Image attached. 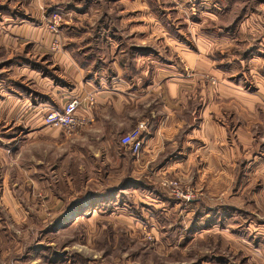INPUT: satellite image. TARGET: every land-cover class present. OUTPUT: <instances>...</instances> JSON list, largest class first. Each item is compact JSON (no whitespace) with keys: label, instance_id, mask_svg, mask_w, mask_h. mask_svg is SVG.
<instances>
[{"label":"rangeland","instance_id":"obj_1","mask_svg":"<svg viewBox=\"0 0 264 264\" xmlns=\"http://www.w3.org/2000/svg\"><path fill=\"white\" fill-rule=\"evenodd\" d=\"M185 19L199 22L205 32L264 35V0H0V37L32 39H22L17 47L0 41V68L12 69L3 70L0 77L19 78L13 60L17 57L21 61L27 57L29 65L42 74L51 73L50 54L67 50L108 62L109 39L123 49L126 64L133 65L130 60L136 51L160 62L169 43L164 42V35H186L188 44H193L192 35L185 33ZM39 41H43L44 53L35 56ZM261 42L257 38L253 45L255 50L262 48V53ZM17 50L22 56H14ZM171 57L176 58L175 54ZM262 59L255 69L264 72ZM202 77L212 84L214 77L205 73ZM248 80L252 82L250 75ZM246 85V91L256 89ZM200 107L201 103H194L184 113L192 123L198 118V125L200 111H194ZM258 112L261 120L250 127L251 144H239L244 152L236 153L233 182L218 186L211 183L213 169L201 158L202 140L198 139V185L194 175L159 169L158 159L154 169L144 174L154 176L151 182L143 179L135 187L130 152L123 154V163L113 157L107 160L99 150L98 135L83 138L78 136L83 127L70 133L49 126L56 131L59 141H53L57 144H50L46 137H40L35 147L27 143V163L38 160L45 166L28 168V183L21 190L18 164L10 169L18 200L5 205L11 210L8 217L0 200V220L3 217L9 231L3 230L4 236L0 232V264H264V104ZM221 122L228 125L229 142L238 146L239 118L230 115ZM23 123L17 115L6 123L0 121V147L9 150L6 156L13 162L20 159ZM188 129L189 125L183 132ZM176 140L181 145L183 134ZM108 143H118V139L108 137ZM38 173L45 179L52 174L55 192L68 198L53 212L50 208L58 204L36 186ZM120 175L122 182H114L113 177ZM175 186L182 197L174 193ZM19 207L26 209L25 217L19 218ZM73 210L66 218L65 213ZM193 219L197 233L185 229L194 224Z\"/></svg>","mask_w":264,"mask_h":264},{"label":"crops","instance_id":"obj_2","mask_svg":"<svg viewBox=\"0 0 264 264\" xmlns=\"http://www.w3.org/2000/svg\"><path fill=\"white\" fill-rule=\"evenodd\" d=\"M186 21L188 28L185 33L192 35L193 44H188L186 35L180 34L178 38L164 35V42L169 43L164 53L166 58L163 56L164 60L160 62L156 61V57L139 55L136 51L130 60L133 65L126 64L121 54L123 49L117 47L112 39H109L112 42L109 43L108 62L100 58L77 56L69 50L61 51L50 54L54 69H49L51 73L42 74V70H34V66L29 65L27 57L22 58L23 61L20 57H17V61L13 59L19 78L12 81L9 74L0 77V121L6 123L14 115L23 119L24 129L20 134L24 135V140L19 144L18 162L8 160L6 154L9 150L0 147V200L7 217L11 210L5 205L18 200L10 179L12 165L18 164V187L21 190L28 183V168L45 166L38 160L33 164L27 163V143L35 147L40 137H46L44 139H48L50 144H57L56 131L49 129L44 121L45 113L47 109L62 107L71 98L82 100L76 116L84 120L85 125L78 136L101 137L99 150L107 160L113 157L115 161L123 163V154L129 151L120 143L121 137L137 126L143 129L145 140L142 152L136 158L133 156L132 160V172L136 173V176L133 175L136 178L131 180L133 185L136 183L135 187L143 179L147 184L151 182L154 176L146 177L144 174L154 169L153 165L158 159L161 161L159 169L169 173L179 172L184 176L194 175L195 184L198 185L199 151L202 152L205 166L213 169L211 183L218 186L233 182L236 153L241 155L244 152L239 144H251L250 127L261 120L262 113L258 112V106L264 104V72L255 67L261 63V57L264 61V52L261 53L262 48L255 50L253 44L257 38L264 41V35H222L214 30L205 32L198 25L199 22ZM28 38L23 35H2L0 41L7 46L17 47L22 39ZM38 43L35 56L44 53L43 41ZM172 54H175V59L171 57ZM14 56L22 54L18 52ZM4 68L1 67L0 72L12 70L8 69L10 67ZM186 68L193 74H188ZM204 73L214 77L217 83L213 85L205 80L202 77ZM249 75L252 82L248 80ZM245 83L255 85L256 89L246 91ZM90 96L93 102L89 101ZM198 102L201 107L199 110L195 108L194 113L200 111L196 114L200 118L199 125L198 118L197 122L192 123L184 115L189 106ZM230 115L240 120L235 130L237 138L241 137L238 146L229 142L228 125L221 122ZM187 125L190 129L183 132ZM180 133L183 140L178 145L176 137ZM108 137H116L118 143H108ZM198 139L202 140L199 151ZM122 178L123 175L113 177L117 183H121ZM34 179L36 186L55 204L68 200L55 192L52 174L45 179L38 173ZM146 196L155 201L152 195ZM59 204L51 207L50 211L57 209ZM26 212L21 207L17 210L19 218L25 217ZM73 214L74 210L67 211L65 216L68 218ZM3 220L2 217V236L9 232ZM193 221L194 224L186 225L185 229L190 227L197 233L196 219Z\"/></svg>","mask_w":264,"mask_h":264},{"label":"built area","instance_id":"obj_3","mask_svg":"<svg viewBox=\"0 0 264 264\" xmlns=\"http://www.w3.org/2000/svg\"><path fill=\"white\" fill-rule=\"evenodd\" d=\"M217 80L212 79V84H216ZM89 101L93 102L92 96ZM82 100L79 98H71L60 108H50L46 110L44 121L46 125L63 129L65 132H72L76 129L83 127L85 121L76 116L78 108L81 106ZM145 136L143 129L140 126L132 129L127 134L121 137L120 143L124 146L133 156H138L142 152ZM174 193L180 198L183 192L174 187ZM185 197V196H184ZM189 200L190 197H185Z\"/></svg>","mask_w":264,"mask_h":264}]
</instances>
